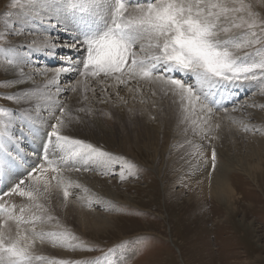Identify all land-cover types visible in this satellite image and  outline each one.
I'll list each match as a JSON object with an SVG mask.
<instances>
[{
  "label": "rangeland",
  "instance_id": "374dc122",
  "mask_svg": "<svg viewBox=\"0 0 264 264\" xmlns=\"http://www.w3.org/2000/svg\"><path fill=\"white\" fill-rule=\"evenodd\" d=\"M52 2L57 6L61 0ZM12 3H15L16 6L11 15L16 12V9L23 7L20 10L26 12L28 19L29 17L34 20L38 19L45 24L36 26L40 37L43 38L42 41L48 35L51 37L62 36L61 41L54 39L53 44H58L61 49L65 50L69 48L67 42L74 41L72 37L78 38L75 35L76 32L73 31L72 24L66 15L60 14L58 7L59 23L57 24L55 16L47 17V14L43 13L44 10L37 5V0H31L33 8L27 11H24L25 4L22 3V0H12L5 7H12L14 5ZM229 3L234 4L237 8L241 5L245 7L246 11L240 15L248 23H252L248 17L249 13L255 19L256 26L251 30H236L237 32H255L256 38L261 41L252 48L239 50V54L255 52L264 44V31L261 30L260 25V21L264 20V0H229ZM17 12L18 16H21L22 13L20 14L19 10ZM5 13L8 18L11 17L9 12ZM45 17L48 19H43ZM4 19V16L0 17V20ZM29 21L31 24L34 23L31 19ZM48 25L53 26L49 27ZM15 26L13 25L12 28L14 29ZM1 27L0 25V49L11 50L14 51L13 53L22 52L19 54L20 63H22L21 55H26L32 46L28 44L18 50L16 44H8L12 36L2 32ZM48 28L51 30L49 31ZM32 33L38 35L35 30ZM248 38V35L244 36L245 40ZM238 42H243V40ZM78 47L82 46L78 45ZM64 50L46 55L44 57L46 63L52 59L49 64L56 67L57 56L63 55ZM67 57L69 56L67 55ZM12 58L15 57L0 55L3 64ZM78 60L81 72L84 70L83 59L79 58ZM66 61H68L67 58ZM32 63H30L31 66H33ZM0 66L2 65L0 64ZM3 71L0 68V108L15 109V135L11 137V141H16L15 143L19 145L20 149H24L25 161L17 159L15 169L8 166L4 172V183L3 181L1 182L3 184L0 183V195L3 192L8 195L4 194L0 197V204H7L9 207L0 212V219H3L12 210V205L20 208L23 204L29 206L26 198L11 194L12 187L14 183H19L21 180L28 181V171L36 167L38 157L43 159L41 155L38 156V151L43 150L42 144L46 136L45 128H41L37 117H44L46 112L42 113L41 111L42 115L36 113L31 116L27 111L29 109L28 101L23 102L19 107L7 101V95L12 92H9L11 85L9 86L8 81L2 79ZM259 75L257 73V76ZM128 84L131 85L130 83L123 85L124 89ZM228 85L232 88H239L243 92H240L241 95H236L237 100L235 99L232 104L225 99L223 103L228 107L214 109L213 113L216 114L218 120L215 118L212 121L213 127L215 128V125L219 124V128H215L211 133V136L216 137L215 139H202L194 131L192 123L182 122V117L179 116V106H172L166 98V101L159 99L160 95H154L156 90L148 89L149 86L145 88L146 91L149 90L147 95L150 96V100L148 102L140 100L138 102L140 106L125 102L124 106L126 105L127 108L122 109L121 105L116 104L115 101L113 103L104 101L97 107L98 110L94 111L82 102L84 88L78 89V98L70 104L72 109L67 113V115H72L74 112V119H79L77 120L78 125L76 124L77 129L81 133L91 132L98 138L104 135V138L111 139L109 137L111 135L114 141L121 142L123 150L122 152L114 151L113 148L110 150L107 146L100 145L99 140L97 141L99 143L95 144L88 139L71 137L91 143L94 147L112 154L113 163L107 169L94 163L92 166L90 164L89 170L85 172L74 171L77 166H72V164H68L62 170L65 184L73 183L69 177L70 174L80 172L96 175L105 181L108 179V183L107 181L105 183L106 186L102 183L103 185L101 184L89 192L88 198L97 199L98 202L100 201L99 204L91 205L82 199L83 204L88 206L87 211L90 210L93 214L90 215V219H93L92 222L98 225L93 227L88 224V229L84 230L80 224L81 220L75 216L76 210L73 205L68 207L64 202L63 194H59L58 200L54 199L57 206H51V202L42 201L45 222L39 226L40 229L45 233L69 232L75 237L71 242L79 243L81 246L76 248L53 246L48 238L44 242L37 241L36 245L41 244V247L47 251L37 249L34 253L35 256L43 257V259L35 260L34 264H52V261L61 260L72 261L73 264H264V147L260 149V146L254 142L255 138H264V103L262 102V99L264 100V80H251ZM33 89L36 92V89ZM129 89L128 87L126 91ZM232 93L239 92L231 91ZM239 95L241 97H238ZM69 98L70 96L67 97L68 100ZM76 100L81 102L76 104ZM158 100L164 101L166 106L162 108ZM225 109H227V113ZM256 113H262V121L258 120L259 115ZM58 114L60 115L59 111ZM233 114L236 116L239 114L240 117ZM194 119L193 121H195ZM8 120L9 117L6 114H0V128ZM245 126H247V130H245ZM40 128L41 130H39ZM101 133L103 134L101 135ZM29 139L32 141L33 150H26ZM11 145H7L9 152H11L9 149L13 150L14 148ZM213 149L217 154L216 165H219L217 170L221 165L225 169L224 166L229 163L228 161L224 162L223 156H228L232 165L239 163L240 166H246V168H251L253 164L258 165L252 176L247 171L246 174L240 172L229 174L234 195L225 205L218 204L211 192L200 189L198 184V173L201 171V167H212L211 153ZM201 153L203 155H200ZM41 167H44L43 163H40L36 169ZM122 167L126 169L124 175L128 177L123 181L119 176ZM129 168L136 174L129 176L127 171ZM105 170L114 174L105 175ZM48 173L51 176L46 173L45 179L50 180L52 187L57 188L55 187L57 181L51 180L54 174ZM66 178L68 180H65ZM70 187L68 186L70 189L69 202L73 204V200L81 196V190L77 186ZM60 189L63 190V188ZM25 205L22 207H26ZM31 207L34 208V206ZM34 210L35 214H40V209ZM69 211H72L70 215H68ZM62 250L67 251L70 255H61Z\"/></svg>",
  "mask_w": 264,
  "mask_h": 264
},
{
  "label": "snow or ice",
  "instance_id": "6c2138e0",
  "mask_svg": "<svg viewBox=\"0 0 264 264\" xmlns=\"http://www.w3.org/2000/svg\"><path fill=\"white\" fill-rule=\"evenodd\" d=\"M57 7L62 15L89 14L102 21L100 30L83 34V38L78 40L86 52L82 60L84 70L80 72L82 77L91 76L99 80L103 75L118 84L132 80L147 81L165 95L171 93L173 98H179L182 122L192 123L194 131L202 139H215L211 133L219 128V124L213 127L211 119L214 109L219 107L214 98H209L213 87L264 80V44L255 52L239 54V50L261 43L255 32L236 31L251 30L256 26L255 19L249 13L252 23H248L240 15L246 11L245 7L237 8L229 0H61ZM260 25L264 31V20ZM245 35L249 36L246 40ZM241 40L243 42H238ZM0 55L14 56L11 50L2 49ZM19 63L16 56L0 68L7 71ZM68 71L70 68L63 66L55 69L54 79L49 83H54ZM176 73L183 76L177 78ZM77 83L87 88L83 82ZM60 92L57 87V95ZM34 94L25 92L17 96L12 92L6 99L19 107L30 101ZM48 99L53 113L58 110L60 115L53 116L55 122L47 121L44 167L34 169L29 173L28 181L21 180L11 193L26 198L29 206L19 208L17 214L16 205H12V210L0 219V264H34L35 260L43 259L34 253L37 241L44 242L46 238L53 246L80 247L79 243L71 242L75 237L69 232L45 233L39 227L45 222L44 204L41 202L49 199L52 188L51 181L45 179V173L54 174L51 180L57 181L55 187L63 188V196L67 200L70 193L62 178L63 168L72 164L77 166L75 171H88L90 164L107 169L113 163L112 154L63 134L62 130L72 123L67 115L70 110L67 106L60 107L55 97L49 96ZM0 114L9 117L0 128V170H7L9 161L15 160L7 145L15 135L16 113L15 109L0 108ZM216 163L217 154L213 149V170ZM125 170L122 167L119 173L121 181L128 178L124 175ZM127 171L129 176L136 174L130 168ZM104 174L114 173L105 170ZM8 207L0 204V212ZM34 209H40V214H35ZM52 264L73 262L61 260L52 261Z\"/></svg>",
  "mask_w": 264,
  "mask_h": 264
},
{
  "label": "bare ground",
  "instance_id": "6f19581e",
  "mask_svg": "<svg viewBox=\"0 0 264 264\" xmlns=\"http://www.w3.org/2000/svg\"><path fill=\"white\" fill-rule=\"evenodd\" d=\"M52 1L47 2L45 0H37V5L44 10L43 13L47 14V17L50 15L55 16L56 23L58 24L59 23L58 22L59 21V18H58L59 17V15H58L59 9L57 8L56 3L52 2ZM11 2H12V0H0V17H3V16L5 17L4 20H0V25L2 26L1 31L4 32L5 34H8L9 36L10 35L12 36L10 38L8 44H16L18 46V48L16 47L18 50H20V48H24V47L28 46V44L32 47L27 51L26 55H24V56L21 55V59L24 63L22 62V63H19L18 65L10 66L7 71L4 70L3 71L4 77L2 79H4L5 81H8L9 86L11 85L9 92H15V94L17 96H21L25 92H28L30 94L35 93L32 96V99L30 101H28L29 109L27 111H28V114L31 116L35 115L36 113L41 114V111H42V113L46 112V114H45L46 116L44 115V117L37 116L38 117V123L40 124L41 128L44 127L46 129V127H48L47 121L51 120L52 122H55V120L53 119V116L54 115L59 116L58 110H56L55 113H53L52 108L50 107L51 101L46 96L48 95V96L55 97V99L60 102L59 103L60 107L67 106L68 109L70 110V109H72L70 104H72L73 101L76 98H78L77 90L80 88H84V90H85L83 95H82L83 96L82 102H84V105H87L92 111L98 110L97 107L100 106L102 103H104V101L105 102L108 101V102H112V103H113V101H115L116 104L121 105L120 108H122V109L127 108L126 105L124 106L125 102H129V104L131 103L134 105H136V104L139 105L138 102L140 100H142L143 102L144 101L148 102L150 100V96L147 95L149 90L146 91V88H145L146 86H149L148 89L152 88V89H154V91L156 90L154 95H157V94H158V96L160 95L159 99H165L166 98L168 103L172 104V106L173 105L179 106V98H173L171 93L165 95L161 90H159L160 91L159 92L158 88L151 85L147 81L132 80V81L128 82L131 85H129V84H128L129 86L126 85L127 87L124 89V87H125V86H123L124 84L120 85L112 79L105 78L103 75H101L99 77V80H97L96 78H93L91 76L82 77L80 75V61L78 59L82 58L83 46L78 47V45H79L78 40L80 38H79V35L76 34L77 31H76L75 35L78 36L79 39L72 37L74 39V41L67 42L68 43L67 46H69V48H67L65 50L61 49L60 48L61 46H59L58 44H53V42H55L54 39H56L57 41H61L62 36H54V37L52 36L51 37L50 35H48L49 36L48 37L46 34H44L45 36H47V38L44 37L45 39L42 41L43 38L40 37L39 32H38L39 30H38V28H36V26L37 25L42 26L45 24L40 22V20H38V19L34 20L33 18L29 17V19L34 21V23L31 24V22L28 19V15L26 14V12H21L23 7L16 9V12L13 15H11L12 10L13 11L15 10V8H14L16 6L15 3H12L14 5L12 7H8L9 9L5 7V5L10 4ZM30 2H31V0H22V3L25 4V6H24L25 10L24 11H27V10H30L33 8L31 6ZM26 6L28 7L27 9H26ZM18 10H19L20 14L22 13L21 16H18V12H17ZM5 12H9L11 17L8 18L7 13H5ZM23 18H25V21H27V22L23 21ZM43 19L46 20L48 18L45 17ZM52 23H53V21L51 22V24ZM13 25H16L14 29L12 28ZM48 26L52 27L53 25L52 26L48 25ZM66 27L69 28L68 25H66ZM72 28H73V26H72ZM28 29H30V31H28ZM48 29H49V31L51 30V28H48ZM34 30L37 31L38 35L32 33V31H34ZM25 32H28L29 34H27ZM72 34H74V33L72 32ZM73 45H76V46L73 47ZM13 47H15V46H13ZM59 50H61V51L64 50V53H63V55L59 54L57 56V58H58L57 59L58 60L57 66L52 67L49 64L50 62H52V59L49 60V63H46V59L44 57L46 55H52L56 51H59ZM11 52L13 53L14 51H11ZM20 53H22V52H19V51L15 52V53H13L14 56H11V57H16V56L19 57ZM67 55L69 57H67ZM71 55H72V57H70ZM66 58L68 61H66ZM28 63H29V65H26ZM30 63H32L33 66H31ZM0 64L4 65L2 60H0ZM68 64H70L71 66H66ZM30 66L33 68H31ZM62 66L70 68V71L62 73L59 76V78L55 80L54 83H49V81H52L54 79L55 69L62 67ZM47 68H50V69L48 70ZM73 78H77V79H73ZM78 81L86 84L87 88L83 87L82 84H78L77 83ZM59 82H62V83L60 84ZM57 87H59V89L61 90V92L58 95H57ZM128 87L130 89H129V91H126ZM33 88L36 89V92ZM73 89H75V91H73ZM151 92H153V91L151 90ZM240 92H241V90H240ZM152 94H150V95H152ZM236 94H238V93H236ZM37 95H39L40 97H38ZM69 96H70V98L68 100L67 97H69ZM157 99H158V97H157ZM166 99H165V101H166ZM151 101L154 102L153 100H151ZM159 101L160 100H158V102ZM80 102H81L80 100L75 101L76 104H79ZM163 102H162V100L159 102L161 104L162 108L166 106V103H163ZM262 102L264 103L263 99H262ZM129 106H131V105H129ZM102 107H104V106H102ZM106 108H107V106H106ZM241 108H243V107H241ZM256 114L259 115V118L257 117L258 120H261L263 118L261 115L262 113H256ZM73 115H74V112L72 115H68L70 117L72 123L70 124V126L68 128L62 130L63 134L68 135L70 137L84 138L85 140L88 139V140H90V142L92 141L95 144H98L99 142H97V141L99 140L100 141L99 144L102 145L103 147L107 146L110 150H112V148H113L114 151L122 152L123 146L120 144L121 142L118 141V143H117L116 141H114V139L111 135L109 136V137H111V139H108V138H104L103 137L104 135L101 136L103 133H101V135H100L101 138H98V137L92 135V133L88 132V131L81 133V131L78 130L76 127L77 120H79V119H77V120L74 119L75 116L73 117ZM233 115L236 116L235 114H233ZM237 116L240 117L239 114H237ZM34 117H36V116H34ZM76 117H77V115H76ZM217 117H218V115H217ZM215 118H216V114L213 113L212 118H211L212 121H214ZM193 119L196 120V117L193 116ZM80 122L85 124V122H83V121H80ZM75 127H76V129H75ZM41 128L39 130H41ZM40 135H42V134L40 133ZM263 141H264V138H260V139L255 138L254 142H256L258 144V146H260V149H261L262 147H264ZM26 150H32V148L30 149L27 145ZM223 159L225 160V161L223 160L224 162H227V161L229 162V163H226V165L224 166L225 169L222 168V165H221V167L217 170V167L219 166L218 164L216 165L215 170H213V168L210 166L209 167L207 166L205 168L201 167V171L198 173V178H199L198 184H199L200 189L211 192V194L215 197L218 204L221 203V204L225 205V203H228V201L230 200L229 198L233 197V195H234L233 186H231V183L229 181V174H232V172H240L242 174H246V171H247L248 174H250V176H252L254 170L257 169L258 165L253 164V166L251 168H246V166H240L239 163L232 165L230 163V158L228 156H223ZM116 162H114V163H116ZM91 166H92V164H91ZM95 168H97V167H95ZM47 174H50V173H47ZM66 175H65V177H66ZM68 175H69V172H68ZM50 176H51V174H50ZM69 177L73 183H69L70 185L69 184H67V185L71 186L70 188L77 186V188H79L81 190V196H78V198H75L73 200V204L71 202H69L70 201L69 197L64 202H66V205L68 207L73 205L74 210H76L75 216L76 217L78 216V219L81 220L80 224L82 225V228L84 230H85V228L88 229L87 226H89V225L96 227L98 224L92 222V221H94L93 219H90V215L92 216L93 214H91L90 210L87 211L86 208L88 206H85L83 204L82 199H84L85 201H87L91 205L99 204L100 201L98 202L97 199H93L92 197H90V198H92L90 200V198H88L89 192L91 190H94L95 187L101 186L102 183L104 184V186H106L105 183L108 179L105 181V179H101V177H98L96 175H91V174L81 173V172L75 173V174L72 173V174H70ZM65 180H68V179L66 178ZM74 182H76V183H74ZM3 183H4V181H3ZM3 183H1V184H3ZM107 183H108V181H107ZM54 185H55V183H54ZM90 187H92V188H90ZM51 189H52L51 195H50L49 199L47 200V202H49V203L51 202L52 203L51 206H57V205H55L54 199L57 198V200H58L59 194H63V190L60 188L58 189V188H54V187H52ZM103 190L106 191V189H103ZM68 191H70V189H68ZM99 191H101V190H99ZM107 191H109V190H107ZM105 194H106V192H105ZM110 194H112V193L110 192ZM22 203H25V202H22ZM100 204L102 205V203H100ZM23 205H25V204H23ZM97 206H99V205H97ZM226 206H228V205H226ZM16 207H18V206H16ZM19 208L20 207L17 208L18 209L17 211H19ZM71 212L72 211H69L68 215H70ZM65 213L64 214L67 215V212H65ZM225 213H227V212H225ZM35 248H36L35 251H37V249L40 251H44V252L47 251L41 247V244L38 246L36 245ZM41 248H42V250H41ZM61 252L62 253H60V254L64 255V256L70 255V253H68L67 251L62 250Z\"/></svg>",
  "mask_w": 264,
  "mask_h": 264
}]
</instances>
